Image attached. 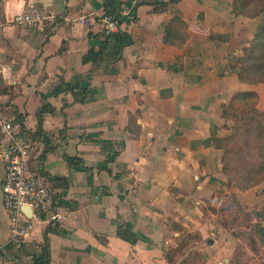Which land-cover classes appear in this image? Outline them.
<instances>
[{
  "label": "crops",
  "instance_id": "1",
  "mask_svg": "<svg viewBox=\"0 0 264 264\" xmlns=\"http://www.w3.org/2000/svg\"><path fill=\"white\" fill-rule=\"evenodd\" d=\"M130 1L137 7L121 29L133 42L84 62L104 44L92 17ZM232 1L0 0V111L19 115L33 132L38 109L52 106L31 163L52 179L63 216L11 242L0 158V264H34L48 226L50 264H179L185 247L172 262L166 256L184 233L196 232L199 243L216 235L206 207L228 185L214 138L224 135L223 104L250 90L237 73L264 17L237 15ZM30 3L44 16L39 27L18 21ZM175 16L186 23L181 46L164 43ZM61 81L78 83L84 100L51 95ZM124 224L135 243L117 236ZM213 239L204 264H222Z\"/></svg>",
  "mask_w": 264,
  "mask_h": 264
},
{
  "label": "rangeland",
  "instance_id": "2",
  "mask_svg": "<svg viewBox=\"0 0 264 264\" xmlns=\"http://www.w3.org/2000/svg\"><path fill=\"white\" fill-rule=\"evenodd\" d=\"M248 88L257 93L254 106L263 115L250 113L253 99L246 103L237 100L229 106L224 135L220 138L221 147H224L221 149L222 172L228 187L223 188L215 206L206 207L217 232L216 235L209 234L203 243L198 242L196 232L184 233L181 247H185L187 256L182 258L181 264H204L205 257L214 253V250L206 248L214 237L219 239L216 248L220 251L218 256L222 264H264V235L260 230L264 227V219L256 215L264 211V189H261L264 183V148L256 140L257 133L264 140V85L250 84ZM257 117L261 118L257 124L260 132L256 129ZM251 181L250 187H242ZM196 242L197 246H194ZM200 244L203 246L198 249Z\"/></svg>",
  "mask_w": 264,
  "mask_h": 264
},
{
  "label": "built area",
  "instance_id": "3",
  "mask_svg": "<svg viewBox=\"0 0 264 264\" xmlns=\"http://www.w3.org/2000/svg\"><path fill=\"white\" fill-rule=\"evenodd\" d=\"M135 4L130 1L117 14L102 12L92 19L104 36L112 35L121 29L122 19L132 15ZM43 20L42 11L34 3L18 16V21L28 27H39ZM80 21L85 24L86 17ZM24 126L14 114L0 111V158L4 168L1 194L11 242L28 240L37 223H58L63 218L54 208L48 179L31 168V159L41 152L42 141L24 134Z\"/></svg>",
  "mask_w": 264,
  "mask_h": 264
},
{
  "label": "trees",
  "instance_id": "4",
  "mask_svg": "<svg viewBox=\"0 0 264 264\" xmlns=\"http://www.w3.org/2000/svg\"><path fill=\"white\" fill-rule=\"evenodd\" d=\"M137 7V5H136ZM135 7V8H136ZM120 10H117L113 13H119ZM105 12H110V10H106ZM232 12L237 15H244L248 17H255L259 14H264V0H233L232 1ZM134 15V13H132ZM130 15V16H132ZM126 18H123L122 21H124ZM101 36L104 37L102 48L99 51H93V48H91L86 55L83 57L84 62H88L90 60H98V56H101V52L105 49H108L111 47L113 49V54L121 53V49L124 46H127L133 42L132 36L127 33L126 31L119 29L117 32H115L112 35L104 36L103 33H101ZM187 39V32H186V23L184 20H182L180 17L175 16L170 20V22L167 24L164 32V43L170 44V45H176L181 46L184 44V42ZM104 53V52H103ZM101 59V58H99ZM191 65H194L196 62L191 60L189 62ZM238 78L240 82L245 84H263L264 85V22L258 27V29L255 32V36L251 42V45L249 47L248 52L246 55L242 58V62L240 65V68L238 70ZM71 92L74 99L78 101H83L86 91L84 89L79 88L78 83H72L69 81H61L58 85H56L52 91L51 95H58L61 92ZM257 93L254 90H240L233 93V95L230 97L229 101L222 106V115L225 121V115L226 112L231 105V103L235 101L240 102H250V99H253V103H251L250 107V113L262 116L263 113L255 108L254 104L257 99ZM53 108L48 103H43L42 106L37 111V130L30 132L28 129H25V126L23 127V133L31 136L36 139H40L43 141L42 134L40 133L39 129L41 128L42 124V118L43 114L45 112L52 111ZM15 117L18 118L22 123L23 120L20 118L19 115L15 114ZM258 116V117H259ZM256 118V129L258 132V125L261 121V118ZM220 138L222 137H215L214 138V144L219 148L222 149L224 147H221ZM256 140L260 144V147L264 148V140L262 138V135L260 133H257ZM40 154L38 157H40ZM224 157V156H223ZM224 163V162H223ZM224 166V164H223ZM31 168L34 171H37L41 174H43L48 181L50 182V186L53 190V204L55 202V194L53 189V182L52 179L47 176L43 171L40 170V168H35L31 163ZM251 182H247V184H244L242 187H250L252 185ZM264 184V183H263ZM257 217L260 219H264V211L259 212L256 214ZM51 224V223H49ZM262 230V234L264 235V227H260ZM49 226L46 228V233L44 235V241L41 245V251L38 255L34 257V264H50V247L47 237V232L49 231ZM116 234L118 237L122 238L123 240L135 243L138 239V235L132 230V227L128 224L120 225L117 227ZM199 237V235H198ZM24 243V242H22ZM21 243V244H22ZM21 246V245H20ZM184 247H181V240L178 244V246L171 252V254H168L166 257L169 262H172L173 255H175L177 252H180L183 250ZM173 253V254H172ZM182 260L179 264H181Z\"/></svg>",
  "mask_w": 264,
  "mask_h": 264
}]
</instances>
